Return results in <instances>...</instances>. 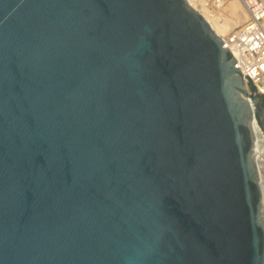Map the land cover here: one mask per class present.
<instances>
[{"label":"water","instance_id":"obj_1","mask_svg":"<svg viewBox=\"0 0 264 264\" xmlns=\"http://www.w3.org/2000/svg\"><path fill=\"white\" fill-rule=\"evenodd\" d=\"M245 77L186 0H0V264H264Z\"/></svg>","mask_w":264,"mask_h":264},{"label":"built area","instance_id":"obj_2","mask_svg":"<svg viewBox=\"0 0 264 264\" xmlns=\"http://www.w3.org/2000/svg\"><path fill=\"white\" fill-rule=\"evenodd\" d=\"M228 1L232 0H211L210 4L217 9ZM236 1L243 4L248 17L236 30L224 37L226 42L223 44L232 52L243 78L247 79L246 75L256 93L264 96V0Z\"/></svg>","mask_w":264,"mask_h":264},{"label":"bare ground","instance_id":"obj_3","mask_svg":"<svg viewBox=\"0 0 264 264\" xmlns=\"http://www.w3.org/2000/svg\"><path fill=\"white\" fill-rule=\"evenodd\" d=\"M186 1L191 7H193L196 11H199L203 15L207 23L210 25V27L213 29V31L218 36L222 35L226 27L224 26V24L222 25L217 24L215 21L211 20L206 15H204L190 0H186ZM239 4L240 3L237 2L236 0L228 1L227 3H225V7L224 8L222 7L223 9L219 12V14L222 12L223 19L225 20V22H227L229 29H232L233 27L242 24L248 16L246 10H244ZM225 42L226 41L224 39L223 43ZM253 129H254V152H255L256 161L258 165L261 190H262L261 166H260V150L262 147V132L260 131V129H255V124L253 125ZM262 202L264 206L263 195H262Z\"/></svg>","mask_w":264,"mask_h":264},{"label":"rangeland","instance_id":"obj_4","mask_svg":"<svg viewBox=\"0 0 264 264\" xmlns=\"http://www.w3.org/2000/svg\"><path fill=\"white\" fill-rule=\"evenodd\" d=\"M204 15H206L208 18H210L211 20L215 21L217 24H224L225 30L222 33L221 39L224 40L226 36H228L232 31L236 30L240 25L233 27L232 29H229L227 22H225V20L223 19V15L222 12L219 14V12L225 7V4L221 7V8H214L211 6L210 2L211 0H192L191 1ZM239 2L240 6L245 10L243 4L240 1ZM199 12V11H198ZM247 12V11H246ZM200 13V12H199ZM201 14V13H200ZM248 14V13H247ZM202 15V14H201ZM203 16V15H202ZM248 17V16H247ZM247 19V18H246ZM245 19V20H246ZM206 20V19H205ZM245 22V21H244ZM243 22V23H244ZM242 23V24H243ZM264 97V96H262Z\"/></svg>","mask_w":264,"mask_h":264},{"label":"flooded vegetation","instance_id":"obj_5","mask_svg":"<svg viewBox=\"0 0 264 264\" xmlns=\"http://www.w3.org/2000/svg\"><path fill=\"white\" fill-rule=\"evenodd\" d=\"M264 98V97H263ZM261 105H262V107L264 108V105H263V102L261 101Z\"/></svg>","mask_w":264,"mask_h":264},{"label":"trees","instance_id":"obj_6","mask_svg":"<svg viewBox=\"0 0 264 264\" xmlns=\"http://www.w3.org/2000/svg\"><path fill=\"white\" fill-rule=\"evenodd\" d=\"M262 102H263V105H264V98L262 97Z\"/></svg>","mask_w":264,"mask_h":264}]
</instances>
